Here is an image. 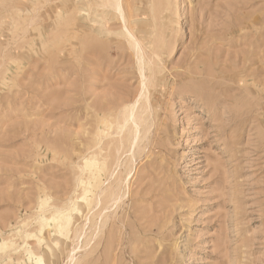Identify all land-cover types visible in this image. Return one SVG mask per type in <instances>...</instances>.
<instances>
[{"label": "rangeland", "instance_id": "374dc122", "mask_svg": "<svg viewBox=\"0 0 264 264\" xmlns=\"http://www.w3.org/2000/svg\"><path fill=\"white\" fill-rule=\"evenodd\" d=\"M91 1L0 0V240L22 244L16 228L43 200L75 201L79 166L102 147L100 161H120L103 189L134 163L78 264H264V0H171L157 30L173 50L145 71L150 131L126 153L104 121L122 117L141 77L122 22ZM139 19L147 46L151 16ZM78 204L73 234L90 212ZM72 233L29 243L65 264ZM11 258L0 264L26 260Z\"/></svg>", "mask_w": 264, "mask_h": 264}, {"label": "bare ground", "instance_id": "6f19581e", "mask_svg": "<svg viewBox=\"0 0 264 264\" xmlns=\"http://www.w3.org/2000/svg\"><path fill=\"white\" fill-rule=\"evenodd\" d=\"M162 2L160 0L91 1V14L97 17L100 15V18H102V16L105 15L106 12L112 10L115 13L117 20L119 22H122V28H124V31L126 32L123 33L124 37L133 50L141 77V92L137 95L132 103L126 105L124 111H122V117L113 120L108 118L104 121V124L108 125L110 129L114 127L116 128L117 135H119L120 137L123 136V134L125 135L118 141V146L116 148L117 153H119L121 150H124L125 153L128 151L131 152L132 150H134L137 141L140 140V138L141 140L145 138V136L150 131V125L147 119V115L151 111L152 107L149 87L152 86V83L154 84V80H148V76L145 75V71L149 69L151 70V67L156 62V59L161 58L163 51L167 50L168 53H171L173 50L172 47H169L165 40L164 31H158L160 20L170 19L169 13H171L170 11L172 7L171 0H164V3ZM88 6L89 5H87V7ZM147 12H149V15L151 16V22H147L146 24L151 25V27L153 26V32L150 34L151 36L148 37L149 45L145 46V39L143 38L142 40H139L138 35L136 33L134 34V28H139V26L141 25L139 23V18L141 16L145 17V15H147ZM147 50L151 52L150 56L146 52ZM103 151L104 149H102L101 147L91 156L84 157L82 165L79 166V169L82 173H88V177L85 180L79 179L80 181L78 183V187H82V193L77 196L76 200L74 199L75 201L68 202L61 207L51 206V204L48 202V199L43 200L40 205L38 204V214L36 213V216L32 219L30 218L28 222H22L21 229H18V227L16 228V234L22 240V244H18L16 240L12 238H3L2 240H0V254L7 255V257L10 258L9 261L12 262L13 260L11 258V255H19L21 252H23L26 260L22 261L20 258H18V264H45L44 257L38 254L37 251H34L32 249L33 246H31L29 242L36 240L35 242H38L39 246L44 243L43 238L46 229H50L52 235L70 241L72 236V227L75 220L73 215L81 213V209L78 204L79 201L84 202L88 205V207L90 208L89 214L99 205H103L100 213L91 216L88 214L86 219H84L85 222L83 226H81L80 228H76V231L74 233L75 235L72 233L74 235L73 241H76V246H74L69 251V253L67 254V262L64 263L78 264L76 260L77 251L79 250V248H87V246L90 245V242L93 241L101 232L105 223L103 222L102 224H100L98 221L102 216L103 211L109 208L107 206L108 204L114 205L121 200L122 184H124L127 177H129L132 170V164L134 163L131 161L126 166L124 172L121 173L124 175L122 179L118 180L114 185L103 189L105 181L102 180V173L107 170L109 173L108 176L112 178L115 173L112 165L117 166V168L118 166H120L119 158H115L114 164H112L111 166H109L108 158L104 161H100L99 157L102 156ZM89 223L91 226L88 229L91 230V235L87 233V227ZM33 225H36L38 227L36 233L35 231L31 230V227ZM84 237L86 240L83 242V245L79 247V241H81V238ZM57 244L58 242H56V246ZM54 248L52 247V249Z\"/></svg>", "mask_w": 264, "mask_h": 264}]
</instances>
